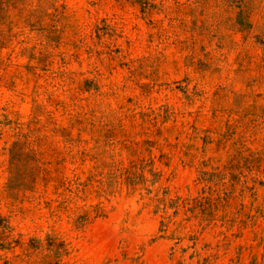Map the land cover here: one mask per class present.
<instances>
[{
    "label": "rangeland",
    "instance_id": "obj_1",
    "mask_svg": "<svg viewBox=\"0 0 264 264\" xmlns=\"http://www.w3.org/2000/svg\"><path fill=\"white\" fill-rule=\"evenodd\" d=\"M0 264H264V0H0Z\"/></svg>",
    "mask_w": 264,
    "mask_h": 264
}]
</instances>
